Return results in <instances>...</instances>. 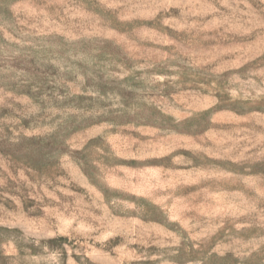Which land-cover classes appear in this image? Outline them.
<instances>
[{
  "label": "rangeland",
  "instance_id": "rangeland-1",
  "mask_svg": "<svg viewBox=\"0 0 264 264\" xmlns=\"http://www.w3.org/2000/svg\"><path fill=\"white\" fill-rule=\"evenodd\" d=\"M0 264H264V0H0Z\"/></svg>",
  "mask_w": 264,
  "mask_h": 264
}]
</instances>
